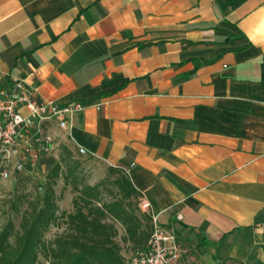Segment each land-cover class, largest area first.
Masks as SVG:
<instances>
[{
	"label": "crops",
	"instance_id": "0c3cea01",
	"mask_svg": "<svg viewBox=\"0 0 264 264\" xmlns=\"http://www.w3.org/2000/svg\"><path fill=\"white\" fill-rule=\"evenodd\" d=\"M15 80L88 104L51 130L129 173L181 264H264V0H0Z\"/></svg>",
	"mask_w": 264,
	"mask_h": 264
},
{
	"label": "trees",
	"instance_id": "16d2710c",
	"mask_svg": "<svg viewBox=\"0 0 264 264\" xmlns=\"http://www.w3.org/2000/svg\"><path fill=\"white\" fill-rule=\"evenodd\" d=\"M74 153L62 145L58 158L42 159L45 181L14 203L21 212L18 225L10 219L0 227V264H128L124 248L130 252L147 244L154 229L152 215L140 209L141 192L129 173L112 165L104 180L82 181ZM61 177L75 193L70 210L58 203L54 186ZM107 180L112 189L105 197L101 186ZM22 203L26 206L21 210ZM51 226L61 230L47 239Z\"/></svg>",
	"mask_w": 264,
	"mask_h": 264
},
{
	"label": "built area",
	"instance_id": "2783aa9c",
	"mask_svg": "<svg viewBox=\"0 0 264 264\" xmlns=\"http://www.w3.org/2000/svg\"><path fill=\"white\" fill-rule=\"evenodd\" d=\"M87 105L83 101L62 104L36 100L23 80L13 81L8 88L0 87V176L10 179L13 172L25 170L28 163L35 168L46 166L42 159L66 145L62 144V135L51 130L52 124L71 136L75 114ZM78 152L87 154V149L82 146ZM140 200V209L152 215L154 229L144 248L129 252L127 263L181 264L183 248L176 232L160 223L159 215L151 212L149 200L143 196Z\"/></svg>",
	"mask_w": 264,
	"mask_h": 264
},
{
	"label": "rangeland",
	"instance_id": "374dc122",
	"mask_svg": "<svg viewBox=\"0 0 264 264\" xmlns=\"http://www.w3.org/2000/svg\"><path fill=\"white\" fill-rule=\"evenodd\" d=\"M62 144H66L67 146L69 144V140L62 138ZM72 148V147H71ZM73 149V148H72ZM74 150V149H73ZM75 153L73 155L74 159L78 161V168L77 173H79V177L82 181L96 184L99 181H102L107 176V166L100 162L98 159H95L93 157H90L86 154H79L78 151L74 150ZM61 152V147H59L58 150L54 152L55 159L59 157V154ZM46 172H47V166H44L40 168L39 174H41L40 181H38V184H42L45 181L46 178ZM29 189L22 188L21 185H19L18 181H15L12 177L10 179H5L2 176H0V227L3 226L7 221L10 219H14L16 225H18L20 219L21 212H18L15 208L14 203H19V196H21L23 193L27 192H34L31 188V184H29ZM36 187V186H35ZM105 193L104 196L108 197V191L112 189V184L110 180L105 181L102 186ZM54 188H56L58 196H60V199L58 200V203L61 204V209L63 207H67L70 205V200L72 201L73 196L75 195L73 189L71 188V184H65L64 179L61 177L58 179L57 183L55 184ZM39 190H43L42 187L38 188ZM26 205L24 203L21 204V210L24 209ZM61 230V228L57 226H51L46 231V238L47 239H53L56 234ZM121 230V229H120ZM127 248H124V254L126 257L129 256V252L126 250Z\"/></svg>",
	"mask_w": 264,
	"mask_h": 264
}]
</instances>
